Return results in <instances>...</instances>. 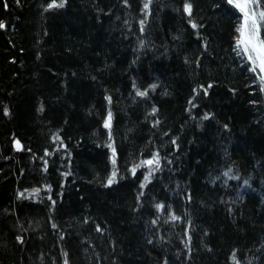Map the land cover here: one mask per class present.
<instances>
[{
    "label": "trees",
    "instance_id": "trees-1",
    "mask_svg": "<svg viewBox=\"0 0 264 264\" xmlns=\"http://www.w3.org/2000/svg\"><path fill=\"white\" fill-rule=\"evenodd\" d=\"M51 2L0 0V264H264V91L234 52L241 13ZM155 154L146 183L131 169Z\"/></svg>",
    "mask_w": 264,
    "mask_h": 264
},
{
    "label": "snow or ice",
    "instance_id": "snow-or-ice-1",
    "mask_svg": "<svg viewBox=\"0 0 264 264\" xmlns=\"http://www.w3.org/2000/svg\"><path fill=\"white\" fill-rule=\"evenodd\" d=\"M66 0H60L59 3L56 0H52L51 3L48 5V9L59 7L62 8L65 5ZM152 0H145L144 9L147 11L151 4ZM230 5H233L242 15L241 23L238 25L236 31L238 33V38L235 41V50L237 51L238 55H243L247 58L248 61L251 62L253 65L252 71L255 72L259 69L260 76V85L261 90L264 91V37H262V29H264V7L261 5V0H227ZM46 9V10H48ZM184 11L191 16L192 14V5L191 3H185ZM144 21H141V26H143ZM4 24L0 22V28H3ZM193 28H196L197 25L195 23L192 24ZM155 88V85L152 86ZM211 87V85H209ZM136 95L138 96H146L147 92L144 91H137ZM109 99V103L111 99ZM156 109H153L155 112ZM7 114V112L5 113ZM207 118V117H205ZM111 120L112 114L109 111L107 118L104 122V127L109 129V140H111ZM59 139V137H56ZM17 149L20 150L21 145L19 141L16 142ZM108 147L112 150V164H113V172L111 176L107 179V185H111L116 181V171H115V154L116 150L115 147L109 143ZM45 155H48L46 152ZM159 157L158 154L153 155L152 159L141 161L139 165L134 166L131 171L133 174L136 173V169L138 167L147 166L149 168L148 174L145 176V182L147 183L151 175L154 171L159 169ZM141 187H144L142 184ZM39 189L33 190L32 195L38 194ZM24 194L21 193V196ZM54 203V202H53ZM157 208H163V205H157ZM172 220L179 219L175 215L171 216ZM55 227V225H53ZM99 230V229H98ZM19 239V238H18ZM65 264H67V260H65Z\"/></svg>",
    "mask_w": 264,
    "mask_h": 264
},
{
    "label": "rangeland",
    "instance_id": "rangeland-1",
    "mask_svg": "<svg viewBox=\"0 0 264 264\" xmlns=\"http://www.w3.org/2000/svg\"><path fill=\"white\" fill-rule=\"evenodd\" d=\"M237 38H238V34H237V31H236V35H235V38H234V42L236 41ZM234 52L236 53L237 56L243 58V59L245 60V63H246V64H248V63L251 64V62L248 61L247 58H246L245 56H243V55H238V54H237V51L235 50V44H234ZM251 65H252V64H251ZM252 66H253V65H252ZM250 73L260 75L259 69H257V71H255V72H253L252 70H250ZM259 82H260V81L257 80V83H259Z\"/></svg>",
    "mask_w": 264,
    "mask_h": 264
},
{
    "label": "water",
    "instance_id": "water-1",
    "mask_svg": "<svg viewBox=\"0 0 264 264\" xmlns=\"http://www.w3.org/2000/svg\"><path fill=\"white\" fill-rule=\"evenodd\" d=\"M233 6V5H232ZM20 143V142H19ZM20 145H21V148H22V144L20 143ZM14 146H15V148H17V146H16V142L14 143Z\"/></svg>",
    "mask_w": 264,
    "mask_h": 264
},
{
    "label": "bare ground",
    "instance_id": "bare-ground-1",
    "mask_svg": "<svg viewBox=\"0 0 264 264\" xmlns=\"http://www.w3.org/2000/svg\"><path fill=\"white\" fill-rule=\"evenodd\" d=\"M238 34V33H237Z\"/></svg>",
    "mask_w": 264,
    "mask_h": 264
}]
</instances>
